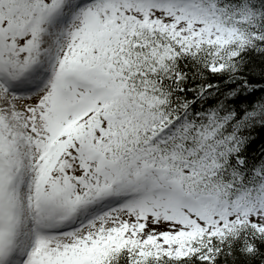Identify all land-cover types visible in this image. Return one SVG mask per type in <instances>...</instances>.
I'll return each instance as SVG.
<instances>
[{
  "label": "snow or ice",
  "instance_id": "6c2138e0",
  "mask_svg": "<svg viewBox=\"0 0 264 264\" xmlns=\"http://www.w3.org/2000/svg\"><path fill=\"white\" fill-rule=\"evenodd\" d=\"M0 264H264V0H0Z\"/></svg>",
  "mask_w": 264,
  "mask_h": 264
}]
</instances>
